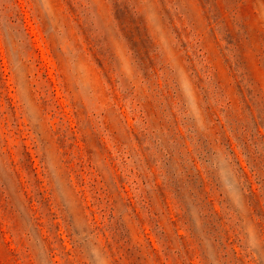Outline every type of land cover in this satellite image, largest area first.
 Wrapping results in <instances>:
<instances>
[{
    "label": "rangeland",
    "instance_id": "1",
    "mask_svg": "<svg viewBox=\"0 0 264 264\" xmlns=\"http://www.w3.org/2000/svg\"><path fill=\"white\" fill-rule=\"evenodd\" d=\"M0 264H264V0H0Z\"/></svg>",
    "mask_w": 264,
    "mask_h": 264
}]
</instances>
